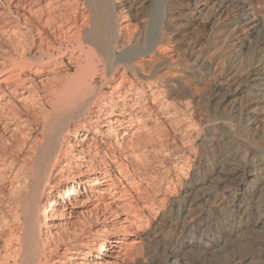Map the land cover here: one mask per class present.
<instances>
[{"label": "bare ground", "instance_id": "6f19581e", "mask_svg": "<svg viewBox=\"0 0 264 264\" xmlns=\"http://www.w3.org/2000/svg\"><path fill=\"white\" fill-rule=\"evenodd\" d=\"M125 260L264 264V0H0V264Z\"/></svg>", "mask_w": 264, "mask_h": 264}, {"label": "rangeland", "instance_id": "374dc122", "mask_svg": "<svg viewBox=\"0 0 264 264\" xmlns=\"http://www.w3.org/2000/svg\"><path fill=\"white\" fill-rule=\"evenodd\" d=\"M2 131V130H1ZM2 132H4V131H2ZM141 185H143L144 186V184H141L140 183V186ZM141 188L143 189V187L141 186ZM150 192H154V190H152V191H150ZM90 209V208H89ZM93 215H95V214H93ZM90 215L89 214H87V215H85V213L84 214H80V215H78L76 218H73V219H75L76 221H85V220H88V219H90V217H89ZM70 217L71 216H68V214H67V216L66 217H64V218H61V220H60V222H61V224H60V226L58 227V228H51L50 230L52 231V236L53 237H55L54 238V242H55V239H56V234L57 233H63L64 231H67V230H70V229H72V224H70V221H71V219H70ZM74 217V216H73ZM69 218V219H68ZM113 223H116V224H114L113 225ZM109 222L108 224H107V229H112L111 231H118V230H121L122 228V226L121 227H119L120 226V223H118L117 221H115V222ZM91 228H96V226L95 225H93ZM98 229H104V227H102L101 225H98V227H97ZM129 228V227H128ZM116 229V230H115ZM133 229V230H132ZM130 231H131V234L127 237V238H125V240H124V242H125V246H132V245H134V246H136V250L139 252V250L144 246V244L145 245H148L149 243H150V238H148V237H146L145 235H144V230L143 229H141V228H139V229H137V228H131L130 229ZM143 237V238H142ZM145 237V238H144ZM57 240V239H56ZM136 241V242H135ZM138 241V242H137ZM132 242H133V244H132ZM131 243V245H129ZM141 244V245H140ZM139 249V250H138ZM125 261H127V263L126 262H124L125 264H132V262H128V260H125ZM212 264H213V262H212Z\"/></svg>", "mask_w": 264, "mask_h": 264}]
</instances>
